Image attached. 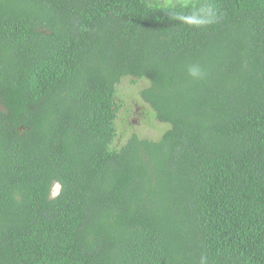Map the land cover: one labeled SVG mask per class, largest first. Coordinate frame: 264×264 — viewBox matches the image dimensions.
Returning <instances> with one entry per match:
<instances>
[{
	"label": "trees",
	"instance_id": "obj_1",
	"mask_svg": "<svg viewBox=\"0 0 264 264\" xmlns=\"http://www.w3.org/2000/svg\"><path fill=\"white\" fill-rule=\"evenodd\" d=\"M0 264H264V0H0Z\"/></svg>",
	"mask_w": 264,
	"mask_h": 264
},
{
	"label": "rangeland",
	"instance_id": "obj_2",
	"mask_svg": "<svg viewBox=\"0 0 264 264\" xmlns=\"http://www.w3.org/2000/svg\"><path fill=\"white\" fill-rule=\"evenodd\" d=\"M132 80L136 79L127 78L118 86L117 98L118 102H122V107L116 121L120 133L117 142L123 143L133 132L157 141L170 128V125L157 121L151 123L148 117L151 115L150 107L138 95V91L145 86L146 82L131 83ZM57 189L58 187H56Z\"/></svg>",
	"mask_w": 264,
	"mask_h": 264
},
{
	"label": "clouds",
	"instance_id": "obj_3",
	"mask_svg": "<svg viewBox=\"0 0 264 264\" xmlns=\"http://www.w3.org/2000/svg\"><path fill=\"white\" fill-rule=\"evenodd\" d=\"M55 192H56V190H55V191H53V194H55Z\"/></svg>",
	"mask_w": 264,
	"mask_h": 264
}]
</instances>
